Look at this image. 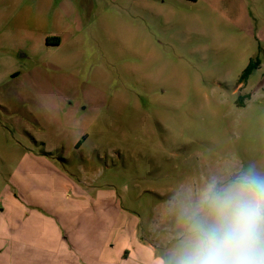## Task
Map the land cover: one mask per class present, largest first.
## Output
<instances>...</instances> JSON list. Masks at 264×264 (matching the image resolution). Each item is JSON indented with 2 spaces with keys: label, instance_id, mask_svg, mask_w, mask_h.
Wrapping results in <instances>:
<instances>
[{
  "label": "rangeland",
  "instance_id": "1",
  "mask_svg": "<svg viewBox=\"0 0 264 264\" xmlns=\"http://www.w3.org/2000/svg\"><path fill=\"white\" fill-rule=\"evenodd\" d=\"M249 167L264 0H0V264H160L188 197Z\"/></svg>",
  "mask_w": 264,
  "mask_h": 264
},
{
  "label": "clouds",
  "instance_id": "2",
  "mask_svg": "<svg viewBox=\"0 0 264 264\" xmlns=\"http://www.w3.org/2000/svg\"><path fill=\"white\" fill-rule=\"evenodd\" d=\"M179 224L160 264H264V172L213 177L181 206Z\"/></svg>",
  "mask_w": 264,
  "mask_h": 264
},
{
  "label": "crops",
  "instance_id": "3",
  "mask_svg": "<svg viewBox=\"0 0 264 264\" xmlns=\"http://www.w3.org/2000/svg\"><path fill=\"white\" fill-rule=\"evenodd\" d=\"M49 44H53V45H60L61 44V40H60V38H57L56 40H55V42L54 43H49ZM260 68V67H259ZM258 68V69H259ZM81 146V143L79 144V147ZM85 201H86V199H85ZM86 208V207H85ZM54 213H53V215L54 216H56V215H58V217H59V221L61 220V219H63V221L64 220H66V221H68V223H72V220H70V219H68V216H69V212L70 211H65V210H61V211H59V212H61V215H63V218L60 216V214H58V211H53ZM76 214H77V216L78 217H80L81 219H83V220H85V221H87V220H89V217H87V214H88V210L87 209H82V210H80V211H76L75 212ZM57 217V216H56ZM57 217V218H58ZM61 222V221H60ZM62 224V226L64 227V225H63V223H61ZM113 229V228H112ZM77 245H74V247L76 248V250H74V252H77L78 253V255H76L78 258L76 259V260H78V261H80L81 263H83V264H91L92 262H93V264H97L95 261H94V258L96 257V258H98V253H97V250H95L94 251V254H92L93 255V261H91L88 257H84L81 253L83 252L82 250H80V247H76ZM95 246H97V243H95ZM103 248H105V246H103ZM86 252V251H85ZM70 253H72V252H68L67 254L68 255H70ZM100 253V252H99ZM95 256V257H94ZM96 260V259H95ZM100 261L101 262H105V259L104 258H100Z\"/></svg>",
  "mask_w": 264,
  "mask_h": 264
},
{
  "label": "trees",
  "instance_id": "4",
  "mask_svg": "<svg viewBox=\"0 0 264 264\" xmlns=\"http://www.w3.org/2000/svg\"><path fill=\"white\" fill-rule=\"evenodd\" d=\"M49 42V40H48ZM260 67V61L259 59L257 60H252L248 67L246 68L242 80H247L258 68Z\"/></svg>",
  "mask_w": 264,
  "mask_h": 264
}]
</instances>
